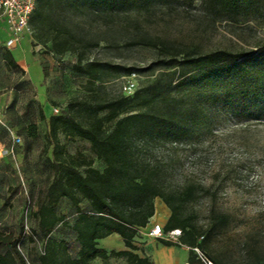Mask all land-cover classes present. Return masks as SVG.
<instances>
[{"label":"rangeland","instance_id":"374dc122","mask_svg":"<svg viewBox=\"0 0 264 264\" xmlns=\"http://www.w3.org/2000/svg\"><path fill=\"white\" fill-rule=\"evenodd\" d=\"M31 26L33 34L25 33L11 50L20 63L14 69L4 60L3 42L10 34L7 22L0 20V116L6 126H0V231L16 236L26 221L38 227L34 207L54 173L56 153L65 151L62 156L67 158L81 153L85 158L78 160L93 159L95 169H105L90 142L62 132L54 137L49 129L53 109L67 114L73 99L96 104L124 95L125 73L106 69L95 78L89 74L90 63L134 68L139 87L144 88L165 72L148 67L170 52L255 51L264 43V22L214 18L200 0H147L111 9L94 0H52ZM34 124L38 137L30 139ZM8 128L23 140L15 156L7 154ZM130 146L135 164L159 183L179 207L181 221L204 245V251L195 249L204 264H214L210 257L219 264H264V120L217 119L212 128L188 141L136 139ZM87 206L84 201L82 207ZM155 207V216L135 239V253L154 264H187L189 247L166 246L150 236L152 225L166 226L172 214L162 198L155 200ZM57 209L65 221L56 227L50 244L66 241L75 255L76 234L66 223H73L76 210L68 199ZM99 245L109 252L126 250L118 235ZM25 251L39 261L31 242ZM93 264H126V258L98 259Z\"/></svg>","mask_w":264,"mask_h":264},{"label":"trees","instance_id":"16d2710c","mask_svg":"<svg viewBox=\"0 0 264 264\" xmlns=\"http://www.w3.org/2000/svg\"><path fill=\"white\" fill-rule=\"evenodd\" d=\"M51 1L36 0L38 15L31 18L30 25L36 23ZM144 1L147 0H94L108 9L133 7ZM200 1L214 18L243 17L264 22V0ZM4 60L11 68H19L11 49L6 50ZM157 68L165 72L157 74L148 86L139 87L132 96H114L96 104L73 99L67 114L49 119L52 136L62 132L87 140L105 169H95L93 159L78 160L85 158L81 153L76 158L63 157L65 151L56 153L58 156L52 163L54 173L34 207L38 227L31 226L29 235H25L24 226L18 236L0 231V264H28V260L33 264H93L112 257L126 258V264H153L148 257L135 253L138 251L135 239L155 216L157 198H162L172 211L165 230H182L177 245L190 248L187 264H204L195 252V249L204 251V245L198 243L189 224L181 221L179 207L164 194L159 183L135 164L130 145L136 139L159 143L188 141L203 129L212 128L217 119L264 120V43L255 51L170 52L147 70ZM106 69L125 73L123 76L137 72L134 68L110 64L88 65L89 74H95V78H101L99 71ZM37 137L36 125H31L28 138ZM63 199L70 200L76 210L73 223H66L76 234L75 255L70 253L66 241L50 244L56 227L65 221L57 209ZM84 201L88 202L86 208L82 207ZM113 235L121 237L126 250L109 252L101 248L99 241ZM29 242L37 248L39 261L31 259L25 251ZM3 247L5 252L1 251ZM210 259L219 264L215 258Z\"/></svg>","mask_w":264,"mask_h":264},{"label":"built area","instance_id":"2783aa9c","mask_svg":"<svg viewBox=\"0 0 264 264\" xmlns=\"http://www.w3.org/2000/svg\"><path fill=\"white\" fill-rule=\"evenodd\" d=\"M36 10V0H0V20L4 19L8 24L9 38L3 42L6 49H12L18 45L22 36L25 33L33 34V30L30 25L31 18ZM139 74L134 72L129 76L121 77L123 80L122 89L124 94L128 96L134 95L139 88ZM55 115L60 114L59 108L53 109ZM0 126H5L2 117L0 116ZM6 127V126H5ZM11 144L7 148V154L15 156L17 148L22 144V138L15 133L13 129L8 128ZM31 202L28 203L27 216L30 215ZM25 235H29L31 225L26 221L24 225ZM150 236L158 241H166L174 244H179L182 237V230L175 229L166 231L165 226L161 223H155L151 227ZM39 249H42V243L38 242ZM23 252V250H21ZM198 251V250H197ZM204 259V257H203ZM205 260V259H204ZM209 264L210 261H208ZM207 262V263H208ZM28 264H33L28 260Z\"/></svg>","mask_w":264,"mask_h":264},{"label":"crops","instance_id":"0c3cea01","mask_svg":"<svg viewBox=\"0 0 264 264\" xmlns=\"http://www.w3.org/2000/svg\"><path fill=\"white\" fill-rule=\"evenodd\" d=\"M12 50V49H11ZM13 54V53H12ZM17 62V61H16ZM18 63V62H17ZM19 64V66H20V63H18ZM31 80V79H30ZM1 224V223H0ZM109 238V237H108ZM101 248H104V249H106V250H108L109 251V249L108 248H106V247H103V246H101ZM142 257V256H141ZM154 264V263H153ZM183 264H186L185 263V261H183Z\"/></svg>","mask_w":264,"mask_h":264}]
</instances>
